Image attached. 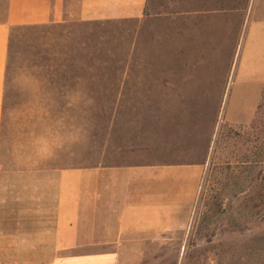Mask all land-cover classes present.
I'll return each instance as SVG.
<instances>
[{"label":"rangeland","instance_id":"obj_1","mask_svg":"<svg viewBox=\"0 0 264 264\" xmlns=\"http://www.w3.org/2000/svg\"><path fill=\"white\" fill-rule=\"evenodd\" d=\"M253 1L149 0L144 19L94 26L96 35L76 22L14 28L0 171L41 168L33 140L51 114L19 94L22 66L43 68L52 85L84 81L96 101L89 143L43 166L205 162L189 228L157 244V259L142 264H264V104L254 126L229 123L226 111L243 101L229 100L224 82L227 55H234L230 36L237 29L240 47ZM78 6L74 0L73 10ZM234 7L236 14L203 18L204 28L221 21L213 26L220 41L206 40L197 52L189 39L183 44V12ZM4 11L1 5L0 16ZM185 21L198 23L197 16Z\"/></svg>","mask_w":264,"mask_h":264},{"label":"crops","instance_id":"obj_2","mask_svg":"<svg viewBox=\"0 0 264 264\" xmlns=\"http://www.w3.org/2000/svg\"><path fill=\"white\" fill-rule=\"evenodd\" d=\"M73 2L0 0L5 10L0 16V147L14 28L76 22L96 35L94 26L144 19L149 0H78L77 10ZM236 13L183 12V44L189 39L196 46L190 51L206 50V40H221L222 34L213 30L221 21L204 28L203 18ZM187 16H197V25L186 27ZM244 27L240 47L237 29L230 36L234 55H227L232 65L224 82L228 99L243 101L226 111L228 122L247 127L264 89L263 0L253 1ZM101 36L106 38L104 32ZM43 162L41 168L0 171V264H142L157 259V244L189 228L206 170L205 162L80 167H46Z\"/></svg>","mask_w":264,"mask_h":264},{"label":"clouds","instance_id":"obj_3","mask_svg":"<svg viewBox=\"0 0 264 264\" xmlns=\"http://www.w3.org/2000/svg\"><path fill=\"white\" fill-rule=\"evenodd\" d=\"M20 75L19 94L51 114L44 117L40 134L33 140L36 161L50 160L58 152L85 148L96 105L87 83L78 80L66 86L52 85L47 82L45 70L31 64L22 66Z\"/></svg>","mask_w":264,"mask_h":264},{"label":"trees","instance_id":"obj_4","mask_svg":"<svg viewBox=\"0 0 264 264\" xmlns=\"http://www.w3.org/2000/svg\"><path fill=\"white\" fill-rule=\"evenodd\" d=\"M230 10H232V9H230ZM233 10H237V7H234ZM206 11L210 12L212 10H206ZM263 104H264V89H263L262 96H261V99H260L258 107H257V111L255 114L254 120L252 122V126H254L256 124V122L258 121V119L260 118V115H261V112L263 109Z\"/></svg>","mask_w":264,"mask_h":264}]
</instances>
